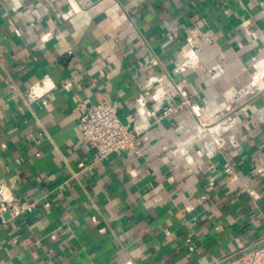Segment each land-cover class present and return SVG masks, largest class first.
Masks as SVG:
<instances>
[{
  "label": "crops",
  "instance_id": "crops-1",
  "mask_svg": "<svg viewBox=\"0 0 264 264\" xmlns=\"http://www.w3.org/2000/svg\"><path fill=\"white\" fill-rule=\"evenodd\" d=\"M261 62L264 0H0V178L33 204L0 264H215L264 240ZM103 98L148 125L139 152L84 142Z\"/></svg>",
  "mask_w": 264,
  "mask_h": 264
},
{
  "label": "built area",
  "instance_id": "built-area-1",
  "mask_svg": "<svg viewBox=\"0 0 264 264\" xmlns=\"http://www.w3.org/2000/svg\"><path fill=\"white\" fill-rule=\"evenodd\" d=\"M200 59L197 55L187 57L183 63L175 67V71L183 72L188 68H197ZM42 87H33L27 94V101L34 102L50 91L55 85L45 79ZM71 83H66L69 88ZM176 88L182 97V104L197 111L190 94L184 84L179 82ZM83 105L82 102L79 103ZM164 110L162 115L168 114ZM161 115V117H162ZM148 129L145 123L130 125L126 123L118 112V105L106 98L90 104L80 115L81 136L89 147L94 151L96 159L102 161L111 154L128 150L139 152L140 136ZM32 203L24 201L16 195L11 181L0 178V227L3 223L28 211ZM239 264H264V244L250 250L236 259Z\"/></svg>",
  "mask_w": 264,
  "mask_h": 264
},
{
  "label": "water",
  "instance_id": "water-1",
  "mask_svg": "<svg viewBox=\"0 0 264 264\" xmlns=\"http://www.w3.org/2000/svg\"><path fill=\"white\" fill-rule=\"evenodd\" d=\"M262 244H264V240H262V241L256 243L255 245H253V246H251V247H248V248H246V249H243V250L240 251L239 253H237V254H235V255H232V256H230V257H228V258H226V259H223L222 261H219L218 263H215V264H227V263H229V262H231V261H234V260L238 259V258L241 257L243 254L249 252L250 250H252V249H254V248H256V247H258V246H260V245H262Z\"/></svg>",
  "mask_w": 264,
  "mask_h": 264
},
{
  "label": "rangeland",
  "instance_id": "rangeland-1",
  "mask_svg": "<svg viewBox=\"0 0 264 264\" xmlns=\"http://www.w3.org/2000/svg\"><path fill=\"white\" fill-rule=\"evenodd\" d=\"M262 73L264 74V66H263V70H262Z\"/></svg>",
  "mask_w": 264,
  "mask_h": 264
},
{
  "label": "bare ground",
  "instance_id": "bare-ground-1",
  "mask_svg": "<svg viewBox=\"0 0 264 264\" xmlns=\"http://www.w3.org/2000/svg\"><path fill=\"white\" fill-rule=\"evenodd\" d=\"M262 63V65L264 66V62H261ZM228 124V123H227Z\"/></svg>",
  "mask_w": 264,
  "mask_h": 264
}]
</instances>
